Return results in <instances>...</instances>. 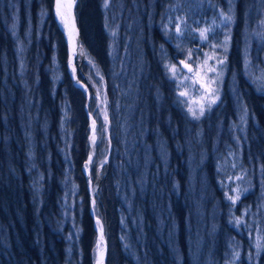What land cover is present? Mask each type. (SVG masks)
<instances>
[{"label": "trees", "instance_id": "16d2710c", "mask_svg": "<svg viewBox=\"0 0 264 264\" xmlns=\"http://www.w3.org/2000/svg\"><path fill=\"white\" fill-rule=\"evenodd\" d=\"M190 1L77 0L81 48L104 81L107 143L95 99L71 79L54 0H0V264H95L91 197L104 264H264V91L243 59L249 46L264 76V0H237L221 103L198 120L168 74L184 59L174 32L197 11ZM231 155L242 160L232 175ZM244 173L255 188L233 203Z\"/></svg>", "mask_w": 264, "mask_h": 264}, {"label": "rangeland", "instance_id": "374dc122", "mask_svg": "<svg viewBox=\"0 0 264 264\" xmlns=\"http://www.w3.org/2000/svg\"><path fill=\"white\" fill-rule=\"evenodd\" d=\"M255 1L258 3L257 7L259 8L261 5V0H255ZM220 2L221 4L219 8L220 9L223 8V12L218 11L217 6L213 2H208L206 0H191L190 3H192L195 6L197 11H191L190 8L187 9V17L185 16L183 17L185 24L182 23V25H180L181 30L179 34L177 33L176 30L177 25L175 26L174 34L176 37V42L178 45L183 44L182 46L186 51L180 50L182 55L184 56V59L178 62V66L172 64L168 65V74L172 80L178 83L181 91H186L188 93L187 97L182 96V98H184V105L186 106L187 112L192 119L195 118H193V115L188 111L189 106L193 107L194 110H196V113L199 116L198 119H200L208 111L216 108V106L219 103H221L222 94L224 92L223 84L224 81L226 80V74H227V57L230 53L233 42L232 27L233 24L235 23V20L233 18L235 12L233 11L235 9L237 0H221ZM54 11H55V7H54ZM55 16H56V11H55ZM224 17H230V19L225 21ZM57 21L60 30L65 34L64 26L60 23L58 18ZM180 21L183 20L179 19V22ZM171 23L172 21H170V24ZM206 28L211 30L207 33L208 40L202 42L199 32L200 30ZM225 40H227L226 50L224 44ZM245 44H246V38H245ZM213 45H217V46L213 47ZM175 46L176 48L178 47L176 44ZM81 52H82L81 57L77 60L76 63L77 75L78 73H81L83 75L85 79L84 84L87 86V88L90 91V96L89 95L88 96L89 97L92 96L96 101L98 114L105 130L104 131L105 139L108 143L109 117H108V104H107V98L104 88V81L99 71L96 69L94 64L89 60V58L85 55L82 48H81ZM189 55H191V59H189ZM209 56H212L213 58L208 59ZM243 59H244V69L246 72V76L247 74H249V76L247 77L248 81L253 85V87L256 89V91L259 94L262 93V90L264 91V76L262 75L263 71H261L260 74L258 75L255 74L254 70L256 71V68L258 66H256V68L254 66L253 60L251 58L249 46H247L246 50L243 52ZM205 60L208 61L209 66H215L216 68L215 72H207V77L209 80L213 81L211 86L215 90V94L217 98L215 103L211 104L210 106L208 100L202 101L201 103L203 104L204 112L203 115H200L199 114L200 103H195L194 101H198L199 97L201 95H206V93L204 92V89L200 87V83H193V80L202 79V77L193 76L192 73L188 71L186 72L180 67L182 64H184V62H187L190 65H192L194 70L199 71V66ZM221 60H223L222 64L219 63V61ZM263 63H264V53L261 55L260 58L259 69H262L260 65ZM85 65L87 66L86 70H88V72L83 71ZM255 65H258V63ZM173 66H175L176 69L178 70L175 74L171 71V68ZM250 73H252V75H250ZM186 76L189 77V79L186 80L185 79ZM237 86L238 84L236 82H232L231 89H229L231 90L230 92L232 93V90L237 89ZM241 122H242V117L240 122L237 123V127L240 128L242 132H244V123L242 124ZM97 142L98 140H96V143ZM242 147L243 146L239 145L237 142V144L234 146L235 149L233 148L234 154L236 149L238 150V152L239 151L242 152ZM228 159H229L227 162L228 165L225 170H227L228 174L232 175L234 172H236L237 169H240L242 160L241 157L237 158L236 155L234 156L231 155V157H228ZM102 165H100L99 168H101ZM255 174L259 179L260 173L257 174L254 172L251 173L250 176L252 177ZM248 176H249L248 173H244V177L239 176V179H237L238 183H242V184L245 183V186L244 185L237 186V188H235L234 190V193H232L234 195L232 201L234 199L235 203L239 201V199H241L244 195L253 192L255 188L254 183L251 182L252 180L250 179L248 181L246 179L249 178ZM261 189H262V204H264V196H263L264 186H262ZM102 248H104V245H102Z\"/></svg>", "mask_w": 264, "mask_h": 264}, {"label": "snow or ice", "instance_id": "6c2138e0", "mask_svg": "<svg viewBox=\"0 0 264 264\" xmlns=\"http://www.w3.org/2000/svg\"><path fill=\"white\" fill-rule=\"evenodd\" d=\"M74 3H75V0H56V2H55L56 16L59 19L60 23L64 26L65 30L69 32V42H70V45H73L71 55H74V53H75V47H74L75 41H74V36H73V33L75 32L74 21L71 23V26H70V21L73 20L72 8H73ZM107 6L108 5L106 2L105 7H107ZM229 19H230V17H224L225 21H227ZM176 30H177V33L179 34L180 30H181L179 24H177ZM210 30L211 29H207V28L200 30L199 35H200L202 42L208 40L207 33ZM224 44H225V50H226L227 40H225ZM216 46L217 45H213V47H216ZM71 55H70V61H69L70 64H71ZM212 58H213L212 56L208 57V59H212ZM189 59H191V55H189ZM219 63L222 64L223 60L219 61ZM184 67L187 68L188 71L193 74V76L202 77V79L193 80V83H200V87L203 88L204 92L206 93V95H201L199 97L198 101H194L195 103H200L199 114L203 115L204 107H203V104L201 102L204 100H208L209 106H210L211 104L215 103L216 98H217L216 94H215V90L211 86L213 81L209 80L207 77V72H215L216 68H215V66H209L207 60L203 61V63L199 66V71L194 70L192 65H190L187 62H184ZM171 71L175 74L178 70L176 69L175 66H173L171 68ZM185 79L187 80V79H189V77L186 76ZM179 94H180V96H183V97L188 96V93L186 91H181ZM188 111L193 115V118H195V119L199 118V116L196 113V110H194L193 107L189 106ZM92 139L94 142L95 137H93ZM89 160H91V157H89ZM238 179H239V177H238ZM229 199H232V198L229 197ZM232 202L235 203V200L233 199ZM239 223H240V221L237 220V224H239ZM97 224L98 225L100 224L99 220L97 221ZM101 233H102V229H101ZM102 240H103V236L101 235L100 241H98V243L96 245V256H97L96 264H104L103 249L101 247ZM236 255L238 258V254H236Z\"/></svg>", "mask_w": 264, "mask_h": 264}, {"label": "bare ground", "instance_id": "6f19581e", "mask_svg": "<svg viewBox=\"0 0 264 264\" xmlns=\"http://www.w3.org/2000/svg\"><path fill=\"white\" fill-rule=\"evenodd\" d=\"M55 2H56V0H54V4H55ZM54 7H55V5H54ZM55 12V11H54ZM71 23H72V21H70V26H71ZM64 30H65V28H64ZM65 36H66V39H67V42H68V47H69V53H70V55H71V53H72V48H73V45H70V42H69V32L68 31H66L65 30ZM73 36H74V41H75V44H74V47H75V53H74V55H71V64H70V67H71V70L73 71V73H74V75H77V67H76V63H77V60L81 57V54H82V52H81V47H80V42H79V40L77 39V37H76V33L74 32L73 33ZM251 45H253V47L254 48H256V51H261L262 50V45H260L259 43H257V42H255V41H252L251 42ZM83 50V49H82ZM83 52H84V50H83ZM90 133H91V129H90ZM96 135V138H97V134H95ZM91 141L93 142V139H91ZM92 144H94V142L92 143ZM87 175H89L88 177H87ZM85 176H86V179L88 180V179H90V177H91V169L90 170H88V168L86 169V173H85ZM89 190H90V186H89ZM94 205H92L91 206V208H90V216H91V218H92V220H93V222H94V226H93V228H94V231H95V233H96V236H97V239L100 241V237H101V235H102V233L100 232L101 231V225L99 224H97V221L99 220L98 219V217L95 215V212H94V207H93ZM100 222V221H99ZM97 228H100V231H98V229ZM103 236V235H102ZM104 238H103V240H102V242H101V247H102V245H104ZM103 249V260H104V256H105V251H106V255H107V249H105V248H102ZM96 258H97V256H96ZM105 259H106V256H105Z\"/></svg>", "mask_w": 264, "mask_h": 264}, {"label": "water", "instance_id": "95a60500", "mask_svg": "<svg viewBox=\"0 0 264 264\" xmlns=\"http://www.w3.org/2000/svg\"><path fill=\"white\" fill-rule=\"evenodd\" d=\"M72 17H73V21H74V25H75V33H76V37H77V39L79 40L80 38H79V31H78V29H77V25H76V20H75V15H74V5H73V8H72ZM183 69H185V70H187L188 71V69L187 68H185L184 67V65H183ZM189 72V71H188ZM72 78V81H73V83H74V85L76 86V87H78V88H81V89H84L85 91H86V93H87V97H88V95H89V90H88V88H87V86L84 84V83H82L81 81H79L77 78H75L74 76H72L71 77ZM88 118H89V121H90V125H91V133H90V142H91V139L93 138V137H95V131H94V122H93V117L90 115V114H88ZM96 138V137H95ZM90 146L92 147V142L90 143ZM92 159H93V157L91 156V160H89V168H88V170H90V165H91V162H92ZM89 175H87V177H88ZM93 203H94V199H91V204L93 205ZM98 229V231H100V228H97ZM101 232V231H100ZM105 249H106V246H105ZM105 256H106V251H105ZM105 256H104V260H105ZM96 260H97V258H96ZM103 260V261H104ZM95 264H96V262H95Z\"/></svg>", "mask_w": 264, "mask_h": 264}]
</instances>
